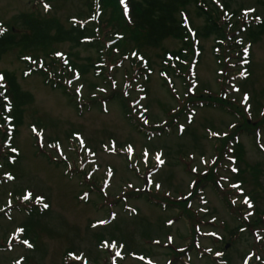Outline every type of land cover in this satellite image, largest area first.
Instances as JSON below:
<instances>
[{
  "label": "rangeland",
  "instance_id": "374dc122",
  "mask_svg": "<svg viewBox=\"0 0 264 264\" xmlns=\"http://www.w3.org/2000/svg\"><path fill=\"white\" fill-rule=\"evenodd\" d=\"M89 3L0 0L7 35L23 34L20 18L30 16L64 29L86 24L101 41V53L62 43L46 55L0 57V72L33 98L11 137L0 99V264H248L251 250L263 256L264 33L253 41L242 31L264 21L263 7L231 0L236 29L224 33L238 50L194 36L189 57L166 64L169 77L162 59L177 40L135 46L123 2ZM179 17L192 36L204 24L193 7ZM133 58L141 61L133 66ZM49 71L64 74L55 80L61 88L44 83Z\"/></svg>",
  "mask_w": 264,
  "mask_h": 264
},
{
  "label": "trees",
  "instance_id": "16d2710c",
  "mask_svg": "<svg viewBox=\"0 0 264 264\" xmlns=\"http://www.w3.org/2000/svg\"><path fill=\"white\" fill-rule=\"evenodd\" d=\"M97 1L103 6L104 3H109V1L111 2L112 0H90L88 5L89 9L91 5L94 6V3ZM113 1L116 2V0ZM119 1L122 2V0ZM257 2L264 9V0H257ZM123 4L125 7L124 16L131 30V32H129V37L133 45L136 46L140 42L148 48H158L160 44L167 39H175L179 42V49L169 53L166 57L163 56L162 59L167 61L162 64L164 66L162 70L165 71L169 77L175 75V71L168 69L166 64L170 62L178 63L182 60H186L190 55L191 46L193 45V43H190V39L193 42L195 41L194 37L190 35L185 23L179 17V14L184 8L193 7L197 17L204 20V24L199 32H193L194 36L198 38L201 36L205 39L215 37V50H218V48L221 49L223 43L225 44L226 52L235 53L234 49L238 50V45H233L232 43H236L234 36L231 40L227 41L226 33H224L235 32L234 30L236 29V22H231L234 13L230 12L231 0H123ZM228 15L229 18H226ZM20 19L24 27L23 34L20 36L14 34L7 35L6 32L0 34V57L12 50L28 52L33 49H41L46 55L49 52L45 53V50L48 49L50 45L62 43H70L73 44L74 47L82 46L94 49L101 53V46L99 44L101 42L99 40L100 34L94 27H89L81 23H73L69 28L64 29L61 25L51 20L38 21L30 16H22ZM251 23H254L255 27H252L253 25H251ZM243 25H245L243 31L248 33V38L253 41H256L258 37L264 33V21L254 22V20H252L248 25L246 23H243ZM237 32H240V30ZM117 35L119 34H115L116 37L113 35L112 38L120 39ZM118 39L115 44L118 42ZM137 52L138 49H132L131 54L126 57L131 58L132 54ZM49 58L52 59L53 64L56 63L55 59L57 58L55 55ZM125 59L126 58H123V60ZM138 62L139 61L133 58V66ZM37 71L38 70H33L31 72ZM141 71H144V69H141ZM56 73L57 72L51 76L52 73L49 71L48 78H43L44 83L49 86L51 85L53 89L62 87V85L56 83L55 80L57 81V79L62 78L64 74L59 73L55 75ZM43 74L45 75L44 72ZM1 85L5 88L3 96L0 97L1 104L5 108L8 106V116L10 117L12 133L15 136L18 128L22 124L23 108L32 103L33 98L30 94L23 93L19 90L15 77L12 74L0 72V89ZM11 155L17 159V154ZM238 175H240V169ZM259 221L260 220H256L257 225L261 223ZM231 234L234 237V233L231 232L230 235Z\"/></svg>",
  "mask_w": 264,
  "mask_h": 264
},
{
  "label": "flooded vegetation",
  "instance_id": "af4514ba",
  "mask_svg": "<svg viewBox=\"0 0 264 264\" xmlns=\"http://www.w3.org/2000/svg\"><path fill=\"white\" fill-rule=\"evenodd\" d=\"M258 244V242H255ZM264 254V253H263ZM249 264H264V255L260 256L254 253V251H250L249 253Z\"/></svg>",
  "mask_w": 264,
  "mask_h": 264
},
{
  "label": "snow or ice",
  "instance_id": "6c2138e0",
  "mask_svg": "<svg viewBox=\"0 0 264 264\" xmlns=\"http://www.w3.org/2000/svg\"><path fill=\"white\" fill-rule=\"evenodd\" d=\"M122 2H123V0H122ZM45 7L47 8L48 6H47V5H45Z\"/></svg>",
  "mask_w": 264,
  "mask_h": 264
}]
</instances>
